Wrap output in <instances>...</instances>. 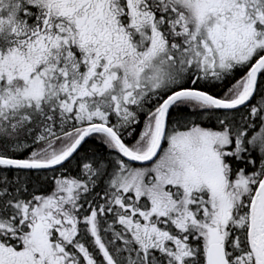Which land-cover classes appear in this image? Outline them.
<instances>
[{
	"label": "snow or ice",
	"instance_id": "6c2138e0",
	"mask_svg": "<svg viewBox=\"0 0 264 264\" xmlns=\"http://www.w3.org/2000/svg\"><path fill=\"white\" fill-rule=\"evenodd\" d=\"M0 264H264V0H0Z\"/></svg>",
	"mask_w": 264,
	"mask_h": 264
}]
</instances>
